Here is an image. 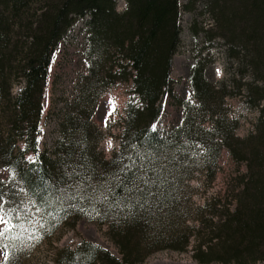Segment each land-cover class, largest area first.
<instances>
[{
  "label": "trees",
  "instance_id": "1",
  "mask_svg": "<svg viewBox=\"0 0 264 264\" xmlns=\"http://www.w3.org/2000/svg\"><path fill=\"white\" fill-rule=\"evenodd\" d=\"M197 1L183 6L181 0H127L126 9L118 11L116 0H0V167L9 174V181L0 179V194L18 183L29 202H36L41 211L32 209L40 241L86 217L107 225L121 254L82 240L56 248L55 264H138L160 249L184 250L197 233L194 257L200 263L264 264V109L254 130L237 136V121L225 107L234 93L226 83L206 79L208 61L201 57L191 70L194 101L181 102V124L167 136L153 129L163 96L172 91L182 9ZM205 7L216 37L225 40L229 57L242 67L238 93L244 87L247 103L259 107L264 100V0H206ZM86 15L89 73L61 120L54 149L39 152L54 52ZM245 75L251 79L242 81ZM21 81L14 94V84ZM117 81H132L138 102L129 103L120 149L106 159L97 151L101 133L90 118L102 88ZM223 148L246 167L231 200L213 196L193 206L186 181L202 170L212 178ZM28 153L36 155L35 163ZM142 157H149L167 182L159 190L151 186L155 196L136 199L126 187L137 173L133 163L149 167ZM124 165L130 170L122 172ZM192 215L199 228L187 222ZM20 242L13 239L11 247L18 250ZM7 252L8 259L20 254Z\"/></svg>",
  "mask_w": 264,
  "mask_h": 264
},
{
  "label": "rangeland",
  "instance_id": "2",
  "mask_svg": "<svg viewBox=\"0 0 264 264\" xmlns=\"http://www.w3.org/2000/svg\"><path fill=\"white\" fill-rule=\"evenodd\" d=\"M188 2L189 0H181L183 6L187 5ZM116 3L118 11H123L127 7V0H116ZM205 5L206 0H198L189 8L183 7L182 9L180 18L181 42L173 58L172 66V91L163 96L162 113L153 125L161 135L167 136L176 126L181 124L184 116V107L181 102L193 99L191 70L197 60L205 57L208 61L204 71L206 79L217 85L226 83L234 93L226 97V112L230 118L237 121L236 135L244 138L254 130L255 124L264 109V100L259 107H254L247 103L244 87L241 93H238L236 86L238 80L241 79L242 67L237 60L229 57L225 40L216 37L215 21ZM89 18L88 15L79 18L54 52L45 88L44 108L38 136L39 152L54 149L57 140L60 138L61 120L79 94L82 77L89 73L91 64L88 52L89 30L87 21ZM217 69H219V74ZM249 79L251 77L245 75L242 81ZM23 85L22 81L15 83L13 93L17 94ZM133 90L132 81H117L102 88L96 102L95 111L90 119L101 133L97 151L102 153L106 159H110L120 149L126 109L129 103L138 102ZM109 100L115 104L116 111L108 117L107 126H105L103 117L109 106ZM109 140L113 142L111 149L107 146ZM20 145L24 146V143L20 142ZM26 158L35 160L36 155L28 153ZM245 168V162L239 163L231 156L227 148H223L217 165L214 167L215 172L212 178L208 176L207 171L202 170L194 172L193 176L186 181L189 183V193L191 194V201L194 203L193 206L203 205L208 198L213 196H221L224 200H231L233 189L237 187ZM0 179L9 181L8 170L2 166L0 167ZM20 189L22 187L18 183L7 189L8 192L4 193V198L12 203L5 207H19L23 216L32 213L34 220L33 209L27 207L29 200L24 191L21 192ZM17 193L18 195H16ZM187 222L190 225L196 224L199 228V223L194 221V215L189 217ZM6 235H8V239H0V264H55L56 248L62 246L75 247L82 240L101 245L121 257L118 247L108 234L107 225L99 224L86 217L79 219L73 227L61 226L53 235L42 241L40 239L21 240L18 250L11 247V241L14 239L13 234ZM36 235L40 237L38 233ZM198 236V233L196 237L193 235L189 245L184 250L160 249L138 264H204L194 257ZM4 245H7V248ZM9 249L16 251V253L19 251L20 254L14 253L12 257L5 260L3 253ZM209 264L223 263L213 261ZM257 264H263V262Z\"/></svg>",
  "mask_w": 264,
  "mask_h": 264
},
{
  "label": "snow or ice",
  "instance_id": "3",
  "mask_svg": "<svg viewBox=\"0 0 264 264\" xmlns=\"http://www.w3.org/2000/svg\"><path fill=\"white\" fill-rule=\"evenodd\" d=\"M217 73L219 74V69H217ZM116 111L115 104L109 100V106L104 112V123L105 126H107L108 117L113 115ZM153 128L155 129V125H153ZM107 146L109 149L113 147V142L109 140L107 142ZM31 163H35V160H31ZM142 159H148L149 161V167L145 168L144 164H140L139 166H136L133 163L134 167H137V173L133 174V177L130 179L131 187H126V192L133 198L138 199L141 196L144 197H153L156 194L152 192L151 186L156 185L157 189L164 185L166 181V177L163 176L162 171L156 169L152 165V160L149 157H142ZM164 167L163 165L161 166ZM129 166L124 165L121 169L122 172L129 171ZM151 172L153 174L152 177L148 176V173ZM16 175L15 172L11 174L12 178H14ZM117 181L120 182V184H124V181L121 180L120 176L117 175L114 177ZM4 183L3 181H0V184ZM104 187H107V185H104ZM21 192L24 191V189H20ZM108 191L115 195L114 192H112V189H108ZM18 195V193L16 194ZM81 199H83V196H80ZM104 199H107L106 196L103 197ZM12 203L11 201L4 198V194H0V239H8V235L6 234H13L14 239L24 240L27 239L29 241L40 239L41 237H38L36 233L39 231V229L36 227V224L39 223V221H34L32 219V213H29L27 216H23L21 214L19 207H9L6 208L5 206ZM145 203H147V200H145ZM28 208H35L36 212H40L41 209L39 207H36L35 201H30ZM143 207V205H141ZM99 214V213H97ZM42 219V218H41ZM5 248H7V245H4ZM5 260L8 259L9 253L5 251L3 253Z\"/></svg>",
  "mask_w": 264,
  "mask_h": 264
}]
</instances>
